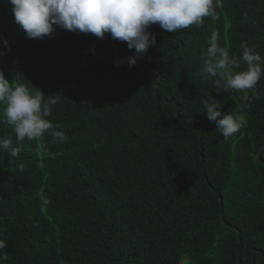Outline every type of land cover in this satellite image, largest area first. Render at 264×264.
Segmentation results:
<instances>
[{
    "label": "trees",
    "instance_id": "trees-1",
    "mask_svg": "<svg viewBox=\"0 0 264 264\" xmlns=\"http://www.w3.org/2000/svg\"><path fill=\"white\" fill-rule=\"evenodd\" d=\"M12 9L0 0V70L59 97L47 119L68 140L17 144L0 105V137L20 149L0 151V264H264V76L248 103L200 74L213 32L237 59L241 42L264 57V0H221L201 28L151 25L131 67L126 42L59 26L28 38ZM208 95L246 125L225 139Z\"/></svg>",
    "mask_w": 264,
    "mask_h": 264
},
{
    "label": "clouds",
    "instance_id": "clouds-1",
    "mask_svg": "<svg viewBox=\"0 0 264 264\" xmlns=\"http://www.w3.org/2000/svg\"><path fill=\"white\" fill-rule=\"evenodd\" d=\"M9 3L13 5L15 23L28 38L50 36L54 26L91 33L100 39L110 35L112 39L126 42L129 49H135V55L127 58L130 67L137 58H143L150 46L156 45L155 34L148 31L151 25L159 24L163 30L174 33L191 29L193 25L201 28L204 18H218L216 9L221 7V0H9ZM3 44L9 47L7 40ZM240 47L242 55L237 59L220 45L218 33L213 32L200 74L207 80L215 78L213 85L217 91L242 92V100L251 103L261 98L256 86L264 76V57L246 42H241ZM4 54L0 49V55ZM241 61L247 67L238 71ZM58 100L56 96L45 100L41 90L33 92L24 83L9 82L0 70V105L6 123L15 132L17 144L42 138L45 133L53 137V143L68 140V136L47 119ZM200 103L209 122H215L225 139L247 123L240 113H224L220 100L215 97H202ZM11 145V138L0 137V151L17 157L20 149ZM47 203L45 200L44 204ZM5 247L6 242L0 239V249Z\"/></svg>",
    "mask_w": 264,
    "mask_h": 264
},
{
    "label": "water",
    "instance_id": "water-1",
    "mask_svg": "<svg viewBox=\"0 0 264 264\" xmlns=\"http://www.w3.org/2000/svg\"><path fill=\"white\" fill-rule=\"evenodd\" d=\"M263 146H264V142L261 144V146H260V148H259V151H258V156H259V158H260L261 160H262V157H261V150H262Z\"/></svg>",
    "mask_w": 264,
    "mask_h": 264
}]
</instances>
